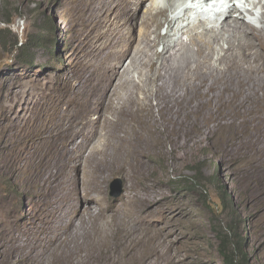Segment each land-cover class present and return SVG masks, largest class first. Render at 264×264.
<instances>
[{
    "label": "rangeland",
    "instance_id": "374dc122",
    "mask_svg": "<svg viewBox=\"0 0 264 264\" xmlns=\"http://www.w3.org/2000/svg\"><path fill=\"white\" fill-rule=\"evenodd\" d=\"M240 1L231 3L242 11L234 13V17L241 13L239 17L259 27L257 19L262 10L258 0ZM150 2L146 0L145 5ZM243 4L255 15L244 11ZM155 5V13L167 8L166 13L154 17L155 23L161 25L156 30L153 23L149 36L151 44L155 40L154 52L158 54L164 46L187 44L189 26L201 32L199 24L203 20L206 29L216 30L224 18L218 13H201V0H155ZM186 8L189 10L182 11ZM143 10L144 7L139 15ZM73 14L72 0H0V38L1 31L9 28V35L17 38V48L40 35L50 39L51 48L32 45L29 63L17 60L16 51L11 54L0 49V264H20L21 255L14 246L28 237L38 234L37 240H46L39 230L49 225L48 214L59 206L60 193L54 185L60 178L64 157L54 148L52 154L48 149L42 151L43 157L37 153V135L41 131L35 118H39L42 108L65 94L61 92L64 75L85 62L81 54L84 29ZM8 16L12 17L10 25L5 23ZM173 16L179 18L170 32L165 17ZM47 18L52 24L50 32L40 30ZM138 28L132 32L136 38ZM165 35L164 42L157 38ZM151 54L145 50V55ZM145 55L141 58L146 61ZM128 63L127 60L124 66ZM146 77L148 68L137 67L128 78L147 85ZM76 119L72 118L67 126ZM240 133L243 139L249 135L248 131ZM233 137L221 132L212 135L201 147L188 148L186 159L178 163L160 154L148 155L143 159L146 177L142 180L106 171L98 185L92 186L82 161L75 185L76 198L81 196V200L76 207L72 200L63 205L61 212L65 216L57 225L61 228L60 239L77 242L83 236L80 240L91 241L71 247L68 261L224 264L221 244L224 241L225 248L231 251L233 242L238 241L245 254L243 261L239 259L243 264H264V134L261 142H254L250 155L223 148L225 139ZM78 140L74 137L69 144ZM103 140L102 137L100 141ZM226 145L231 147L230 143ZM171 148L170 144L164 147L166 151ZM116 178L122 182L123 193L112 198L109 186ZM250 185L256 188L251 191ZM135 190L147 200L144 209L130 203ZM85 193H89V210H85ZM37 240H31L28 246Z\"/></svg>",
    "mask_w": 264,
    "mask_h": 264
},
{
    "label": "bare ground",
    "instance_id": "6f19581e",
    "mask_svg": "<svg viewBox=\"0 0 264 264\" xmlns=\"http://www.w3.org/2000/svg\"><path fill=\"white\" fill-rule=\"evenodd\" d=\"M72 1L73 15L84 29L81 54L85 62L64 75L61 92L65 94L40 109L39 118H35L41 131L37 135V153L43 157L42 151L48 149L52 154L54 148L64 157L60 178L54 185L60 193L59 206L48 214L49 225L39 230L46 240H37L35 234L14 246L21 255L20 264H75L74 260L68 261L70 248L90 244L88 238L80 240L83 236L77 242L60 239L61 228L57 225L65 216L61 212L63 205L72 200L76 207L81 200V196L76 198L75 185L82 161L92 186L98 185L106 171L142 180L146 177L143 159L148 155L160 154L178 163L186 159L188 148L201 147L220 132L234 136L225 139L226 144H231H223L225 150L250 155L254 142H261L264 134L262 0L257 1L262 10L257 19L259 27L239 17L241 13L234 17V13L242 11L231 3H241L240 0H225L217 5L218 14L224 17L219 28L206 29L201 20V32L190 26L186 30L187 44L164 46L160 54L154 52L156 42L151 44L149 36L154 17L166 13L167 8L155 13V0L148 6L146 0ZM206 1L209 0H201ZM245 7L243 4L244 11L255 15ZM201 12L204 13L202 8ZM178 18L165 17L170 32ZM160 25L156 22L155 29ZM137 26L138 38L132 34ZM166 35L157 38L164 42ZM145 50L151 56L145 55ZM137 67L148 68L145 86L128 78ZM72 118L77 119L67 126ZM246 131L248 137L240 138V132ZM74 137H79L78 142L69 144ZM167 144L172 146L169 151L164 149ZM253 187L256 188L249 186L251 191ZM88 195L84 194L88 205L85 210L90 208ZM143 196L135 190L130 203L144 209L147 200ZM31 240L37 241L29 247Z\"/></svg>",
    "mask_w": 264,
    "mask_h": 264
},
{
    "label": "trees",
    "instance_id": "16d2710c",
    "mask_svg": "<svg viewBox=\"0 0 264 264\" xmlns=\"http://www.w3.org/2000/svg\"><path fill=\"white\" fill-rule=\"evenodd\" d=\"M6 24L10 25L12 24V17L8 16L6 21ZM52 28V24L49 18L44 22L43 25L40 26L41 31L50 32ZM50 39L44 38V36L40 35L39 37H34L32 40H27L23 45H21L19 48L16 47L18 44L17 38L15 36L9 35V28H5L1 31V38H0V49L3 52L7 53H13L14 51L17 52L15 58L17 60H20L23 63H29V57H28V51L29 48L32 45H39V46H46V49L51 50L49 48ZM56 46H57V40H56ZM234 246L232 247L231 251H228L225 248V243L223 241V244H221L220 252L223 255L224 258V264H243L242 261L245 258V254L243 252V246L238 241L233 242ZM234 258L237 259L236 262H234ZM241 259V260H239Z\"/></svg>",
    "mask_w": 264,
    "mask_h": 264
},
{
    "label": "water",
    "instance_id": "95a60500",
    "mask_svg": "<svg viewBox=\"0 0 264 264\" xmlns=\"http://www.w3.org/2000/svg\"><path fill=\"white\" fill-rule=\"evenodd\" d=\"M109 195L112 198H118L123 193V185L120 179H114L109 186Z\"/></svg>",
    "mask_w": 264,
    "mask_h": 264
},
{
    "label": "clouds",
    "instance_id": "9594fccd",
    "mask_svg": "<svg viewBox=\"0 0 264 264\" xmlns=\"http://www.w3.org/2000/svg\"><path fill=\"white\" fill-rule=\"evenodd\" d=\"M213 1L218 2L217 0H209V1H206V2H202V3H204V6H203V7H206V6L208 5V3L213 2ZM224 1H225V0H222V2H221L220 4H222ZM237 1H238V0H237ZM212 7H214V8H211V9H210L209 6H208L206 9L202 8V11H204V13H208V12H211V13L217 12V13H219V10H218L217 5H213ZM224 9H225V8H224ZM224 9H222V11H223ZM220 12H221V11H220ZM201 13H203V12H201ZM244 15L247 16L246 14H244Z\"/></svg>",
    "mask_w": 264,
    "mask_h": 264
}]
</instances>
